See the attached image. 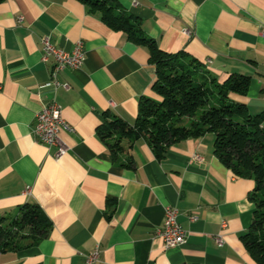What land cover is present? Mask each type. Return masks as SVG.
<instances>
[{
	"label": "crops",
	"instance_id": "0c3cea01",
	"mask_svg": "<svg viewBox=\"0 0 264 264\" xmlns=\"http://www.w3.org/2000/svg\"><path fill=\"white\" fill-rule=\"evenodd\" d=\"M118 2L162 51L195 58L220 82L250 76L248 94L231 98L252 115L264 111V0ZM43 37L67 52L84 44L83 65L61 72L57 90L44 87L54 61L42 58ZM155 80L149 49L81 2H0V215L32 202L53 224L39 243L0 254V264H85L97 246V264H257L242 239L254 221L255 181L216 157L213 133L161 158L145 138L122 139L115 155L102 139L108 116L134 125L142 98L159 100ZM54 97L74 129L60 131L69 149L60 159L34 134ZM167 206L189 232L182 247L166 249L158 235Z\"/></svg>",
	"mask_w": 264,
	"mask_h": 264
},
{
	"label": "trees",
	"instance_id": "16d2710c",
	"mask_svg": "<svg viewBox=\"0 0 264 264\" xmlns=\"http://www.w3.org/2000/svg\"><path fill=\"white\" fill-rule=\"evenodd\" d=\"M77 1L100 15L114 31L146 46L156 66L153 90L159 100L142 98L134 125L108 116L101 129L102 139L115 155L122 150V139L145 138L161 158L178 142L213 133L216 157L235 176L255 181L249 195L256 205L254 221L242 239L256 263L264 264V111L252 115L247 105L231 98V94H248L251 77L233 74L220 82L195 58L162 51L144 32L140 18L118 0ZM52 226L37 203L27 202L15 213L0 215V254L39 243L48 237Z\"/></svg>",
	"mask_w": 264,
	"mask_h": 264
},
{
	"label": "built area",
	"instance_id": "2783aa9c",
	"mask_svg": "<svg viewBox=\"0 0 264 264\" xmlns=\"http://www.w3.org/2000/svg\"><path fill=\"white\" fill-rule=\"evenodd\" d=\"M22 19V18H21ZM264 36V29H263ZM42 53L45 62L53 60L54 66L51 74V81L44 87L57 90L62 84L58 80V76L66 69H78L86 59L84 44L78 42L72 52H67L56 47L49 37L42 38ZM62 129L73 131L70 125L63 117V109L57 102L56 97L44 106L36 115V125L34 134L37 141L49 146L56 147L55 157L60 159L68 152V147L60 139V131ZM194 160L202 161L200 155H194ZM179 209L175 206H167L165 208V219L162 229L158 232L159 237L163 239L166 249L182 247L187 243L189 232L185 230L178 222ZM219 245L223 241L221 236L215 238ZM101 248L97 246L92 252L84 254L85 264H97L100 260Z\"/></svg>",
	"mask_w": 264,
	"mask_h": 264
}]
</instances>
